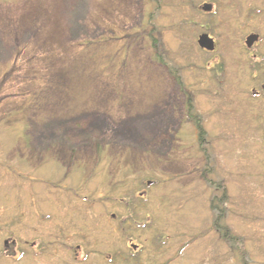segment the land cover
<instances>
[{
  "label": "rangeland",
  "instance_id": "1",
  "mask_svg": "<svg viewBox=\"0 0 264 264\" xmlns=\"http://www.w3.org/2000/svg\"><path fill=\"white\" fill-rule=\"evenodd\" d=\"M263 6L0 0V264H264Z\"/></svg>",
  "mask_w": 264,
  "mask_h": 264
},
{
  "label": "flooded vegetation",
  "instance_id": "2",
  "mask_svg": "<svg viewBox=\"0 0 264 264\" xmlns=\"http://www.w3.org/2000/svg\"><path fill=\"white\" fill-rule=\"evenodd\" d=\"M251 9L252 8H249V9L246 8V11L243 13L244 18L248 22L249 20L253 21L256 18H259L260 16H263L264 14V12L261 11L259 8H257L256 10H251ZM252 36H258V38L254 40L251 46H249L251 41L249 42L248 40H249V37H252ZM214 41H215V44H217L216 40ZM241 44H242V53L247 58V63L252 73L251 75H253L254 84H255V86H253L252 89L249 90V93L254 98H256V100L264 101V49H262V46L264 44V35H260L257 32H251L245 36V39L242 40ZM262 133L264 136V129L262 130ZM222 200L223 199H220V201ZM221 212H222V209L220 213Z\"/></svg>",
  "mask_w": 264,
  "mask_h": 264
},
{
  "label": "water",
  "instance_id": "3",
  "mask_svg": "<svg viewBox=\"0 0 264 264\" xmlns=\"http://www.w3.org/2000/svg\"><path fill=\"white\" fill-rule=\"evenodd\" d=\"M202 10L205 12H211L213 10V5L205 3L202 7ZM257 38H258V36L249 37L248 41L249 42L251 41L249 46H251L252 43L254 42V40ZM198 44H199L200 48L203 50H206L209 52H212L215 50V41L208 34H202L199 37ZM133 247L136 248L135 246H133Z\"/></svg>",
  "mask_w": 264,
  "mask_h": 264
}]
</instances>
